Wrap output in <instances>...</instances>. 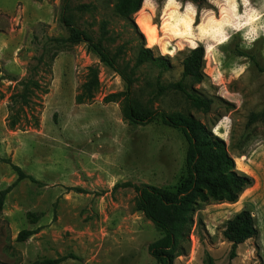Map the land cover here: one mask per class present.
I'll use <instances>...</instances> for the list:
<instances>
[{
	"label": "rangeland",
	"instance_id": "rangeland-1",
	"mask_svg": "<svg viewBox=\"0 0 264 264\" xmlns=\"http://www.w3.org/2000/svg\"><path fill=\"white\" fill-rule=\"evenodd\" d=\"M118 0H70L66 16L101 41L118 67L132 75V98L167 114H192L223 139L236 168L254 179L235 204L209 202L196 212L186 255L175 264H264V73L235 50L252 51L264 67V0H144L133 16L145 37L114 10ZM65 0H0V191L18 179L13 165L34 177L7 195L0 216V264H34L75 255L62 264H159L148 246L162 237L138 210L134 186L176 189L187 175L188 142L163 124L130 122L123 77L90 53L69 45L51 62L50 39L66 38L59 22ZM170 57L173 70H134L139 47ZM205 48L206 81L196 88L214 104L193 109L169 93L150 103L160 81H178L188 49ZM43 56L42 89L22 81ZM26 95V98H24ZM255 116V121L250 123ZM80 189V190H75ZM247 209L259 236L237 248L223 237L225 223ZM29 212L41 219L31 224ZM202 218L205 227H199ZM36 234L18 242L22 230Z\"/></svg>",
	"mask_w": 264,
	"mask_h": 264
},
{
	"label": "trees",
	"instance_id": "trees-1",
	"mask_svg": "<svg viewBox=\"0 0 264 264\" xmlns=\"http://www.w3.org/2000/svg\"><path fill=\"white\" fill-rule=\"evenodd\" d=\"M69 1L65 0L64 14L59 19L70 35L66 38L50 39L51 62L66 51L71 44L84 43L90 53L119 73L127 84L126 118L136 124H146L160 116L163 124L180 130L187 142L186 153L187 175L176 189L157 188L148 184L134 186L131 183L125 186L133 187L137 194V208L158 228L162 237L148 246L149 253L159 264H175V261L186 255L190 235L195 224V214L204 204L209 202L235 204L248 188L254 184V179L241 173L236 168L234 158L229 153L226 142L215 135L213 131L200 119L192 114H167L158 112L141 105L132 98L134 79L132 75L125 74L118 67V59L109 52L101 41H95L78 27L71 16H66ZM144 0H118L114 6L115 13L123 18L136 31L141 42L145 41L143 33L136 25L133 16L142 8ZM162 1V0H159ZM203 3L205 0H192ZM238 57L249 58L258 70L264 73V67L256 60L252 51L235 50ZM44 62V57L38 58V64L31 69L30 77L22 81L24 89L28 92L31 87L42 89L41 85L33 80L38 65ZM143 66L157 68L160 74L170 72L174 66L170 57L156 56L152 48L142 44L139 47L134 70ZM207 79L205 73V48L202 44L188 49L182 61V73L178 81L163 84L160 81L151 91L150 103L158 101L161 97L173 93L180 95L195 110L205 114L210 113L214 100L200 93L196 86L203 84ZM26 98V95H24ZM255 121V116L250 123ZM18 174L17 181L5 190L0 191V216L5 206L7 195L21 181L29 179L39 183L34 177L27 175L22 168L13 165ZM80 190V189H75ZM27 219L31 224H37L41 219L39 213L29 212ZM199 227H205L202 218L198 219ZM36 234L34 230H22L18 235V242H26ZM224 239L231 244L230 259L237 257V248L251 239L259 236V229L253 214L244 209L229 219L223 229ZM77 259L75 255L63 256L57 259H43L34 264H62L68 259ZM204 264H216L214 257L207 253ZM231 264V263H230Z\"/></svg>",
	"mask_w": 264,
	"mask_h": 264
}]
</instances>
